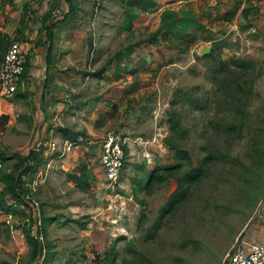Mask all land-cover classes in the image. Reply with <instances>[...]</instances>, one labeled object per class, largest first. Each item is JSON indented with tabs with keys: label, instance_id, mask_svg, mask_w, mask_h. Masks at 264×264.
Returning <instances> with one entry per match:
<instances>
[{
	"label": "rangeland",
	"instance_id": "obj_1",
	"mask_svg": "<svg viewBox=\"0 0 264 264\" xmlns=\"http://www.w3.org/2000/svg\"><path fill=\"white\" fill-rule=\"evenodd\" d=\"M78 5L83 9L78 11V21L86 33L90 28L97 30L87 9L101 8L95 20L103 23L102 28L104 22L111 21L107 16L108 0H78ZM121 15V10L116 11V31L120 23L117 17ZM151 32L138 33V40ZM177 43L164 41V53L154 56L151 67L148 64L140 87L127 88L132 97L108 105L121 120L109 131L128 136L133 145V158L129 160L125 155L113 186L106 181L108 185H103V175L99 181L89 176L83 163L68 176H58V168L50 166L45 178L38 172L28 184L30 196L38 205L42 203L47 213L60 216V222L52 223L49 229L48 238L57 251L49 264H107L106 258L112 254L115 264H224L251 223L264 197V35L212 43L211 57L184 42L186 47L177 45L174 49ZM123 44L110 53L100 49L90 56L86 49L88 39H84L77 63L93 73L108 61L118 62L124 49L133 48L136 40ZM146 58L150 60L149 56ZM219 61L228 68L216 72ZM233 61H241L247 68L238 67ZM96 78L88 75L93 84L89 90L92 96L98 95ZM172 117L184 132L169 129ZM19 122L0 130V147L8 154L37 149L46 136L42 134L35 144L39 122L33 129L24 120ZM232 124L242 126L241 137L228 132ZM47 139L46 151H62L63 144L58 139L53 140L54 148L50 137ZM167 143L187 151L190 160L175 159ZM90 153L95 155V149ZM209 156L212 159L206 162L201 179L191 186L188 198L151 234L160 209L177 189L179 177ZM175 162L183 164L179 171L153 184L150 191L144 188L154 167ZM42 177L44 181L39 183L37 179ZM25 221L24 215L0 220V264H40L42 257L30 260L22 230Z\"/></svg>",
	"mask_w": 264,
	"mask_h": 264
},
{
	"label": "crops",
	"instance_id": "obj_2",
	"mask_svg": "<svg viewBox=\"0 0 264 264\" xmlns=\"http://www.w3.org/2000/svg\"><path fill=\"white\" fill-rule=\"evenodd\" d=\"M52 1L13 0L10 4H0V34L18 40L26 57L29 56L26 79L17 88V92L26 94V97H16L17 92L0 94V115L8 117L4 127L24 120L33 129L36 123L40 125L44 120L41 131L51 141L58 139L61 144L67 141L58 130L60 127L85 131L86 136L68 150L49 153L46 148L45 163L38 167L32 182L38 172H42L45 178L50 166L58 168V176H68L83 163L84 172L98 181L103 175L101 181L108 185L99 160V144L105 132L121 123L108 105L123 103L132 97L127 88L140 87L143 73L152 66L154 56L160 57L164 53V41L177 40L179 43L174 49L177 45L182 48V42L188 43L191 49L201 52L209 43L211 49V44L218 41L225 44L245 35H264V0H108L107 16L111 21L104 22L103 28V23L95 20L101 8L87 9L93 15L91 24L97 27V30L90 28L89 33L78 21L81 19L77 17L78 11L83 10L77 6L78 0L69 3L71 9L67 4L71 13L67 11L66 16L58 20L47 13ZM118 10L122 15L117 17L120 23L116 31L113 23ZM145 30L152 31L149 36L158 31L154 42H139L149 37L138 40V33ZM175 35L177 39H173ZM84 39H88L86 49L90 56L100 49L110 53L121 43L126 45L136 40L133 48H125L118 62L108 64L102 77L96 78V96L89 93L93 84L88 81V76L79 78L85 71L77 63L84 49ZM120 132L124 134L123 130ZM122 137L126 139L124 150L129 148L125 155L132 160L131 139L126 135ZM93 148L95 155L90 153ZM37 180L39 183L44 181L43 177ZM3 218L6 217H0V220Z\"/></svg>",
	"mask_w": 264,
	"mask_h": 264
},
{
	"label": "trees",
	"instance_id": "obj_3",
	"mask_svg": "<svg viewBox=\"0 0 264 264\" xmlns=\"http://www.w3.org/2000/svg\"><path fill=\"white\" fill-rule=\"evenodd\" d=\"M60 1L61 0L52 1L49 8L47 9L49 17L52 10L59 4ZM65 1L69 5V3L71 4L72 0ZM11 2H13V0H0L1 5L10 4ZM69 7L71 9V5H69ZM70 9L68 10V13H71ZM157 33L158 31L152 33L149 37L139 42H154L156 40ZM11 42L12 39L7 34H0V61L3 59L6 49ZM213 54L214 49L211 48L210 51L204 56L211 57ZM108 63L109 61L93 73L83 71L82 74L84 76L92 74L93 76L101 78L102 73ZM219 64L220 67L216 72H222L228 68L227 64L223 61H219ZM233 64L238 67H243V69L247 68V65L245 63H241V61H233ZM28 69L29 62L26 57L24 70L20 76V84L18 85V88L21 85V82L25 81ZM17 91L18 90H16V92ZM15 96L26 97V94L17 92ZM7 120V115H0V128L4 127V125L7 123ZM169 129L174 132H179L181 130L179 122L173 117L169 120ZM58 130L62 133L66 140L74 144L78 143L82 137H85L84 131H75L69 127H60ZM227 130L236 138L242 136V126L239 124H232ZM182 132H184V130L180 131V133ZM47 140L48 139L46 136L43 137L38 143L37 149L30 148L29 151L24 155L20 152H12L11 154H8L6 150L0 148V165L4 166L0 168V184L3 185V188L0 192V211L5 212L9 216L24 215V217H26V221L23 223L22 230L25 240L29 246L30 260L37 261L42 257L40 264H49V262L54 259V255L57 251L53 249L48 235L51 224L60 222V216L50 215L47 213L43 208L42 203L40 206H38V210L34 212V208L32 207L30 200L27 198V196L30 197L31 195L28 184L32 182L38 167L45 163L44 152L47 147L45 146L44 141ZM167 145L173 151V156L175 159L179 161L190 160L187 151L178 148L173 143H167ZM211 159V156L204 158L203 162L199 166L190 168L179 177L177 189L170 195L166 204L160 209L159 215L152 225V232H150L151 234H154V232L161 227L162 221L166 216L171 214L181 202L188 198L191 186L201 179L205 171V164ZM182 167L183 164L181 162H175L163 167H154L146 179L144 188L150 191L153 184L162 182L170 174L175 171H179ZM162 171L164 174L161 173ZM66 220L69 219H65V221ZM74 220L79 222L78 219ZM36 221H39V224L36 225V232L42 236L41 240L36 239L34 235L31 234L32 226ZM106 261L107 264H115V255L112 254L111 256H107Z\"/></svg>",
	"mask_w": 264,
	"mask_h": 264
},
{
	"label": "built area",
	"instance_id": "obj_4",
	"mask_svg": "<svg viewBox=\"0 0 264 264\" xmlns=\"http://www.w3.org/2000/svg\"><path fill=\"white\" fill-rule=\"evenodd\" d=\"M46 8V7H45ZM68 11V5L65 0L52 10L51 17L61 19ZM26 62V51L18 40H12L6 49L3 59L0 61V94L12 95L16 92L20 84V76L24 70ZM22 83V82H21ZM126 139L120 137L112 131H108L101 139L99 144V160L105 171V179L110 186H113L120 175L121 168L124 164L125 151L124 145ZM55 142L51 141L52 148ZM73 145L70 141H64L63 150H68ZM3 185L0 184V192ZM32 192V190H31ZM32 207L37 211L38 201L31 196H27ZM0 217H12L5 212L0 211ZM36 221L34 228L32 226L31 234L38 240L42 239L36 232ZM264 197L260 201L251 223L239 236L231 253L224 264H264Z\"/></svg>",
	"mask_w": 264,
	"mask_h": 264
},
{
	"label": "water",
	"instance_id": "obj_5",
	"mask_svg": "<svg viewBox=\"0 0 264 264\" xmlns=\"http://www.w3.org/2000/svg\"><path fill=\"white\" fill-rule=\"evenodd\" d=\"M208 52H209V47H208L207 45H205V46L202 48L201 53H202L203 55H205V54H207ZM43 123H44V120H42L41 123H40V125H39V128H38V139H37V141H36L35 144H37V143L39 142V140H40V138H41V136H42V131H41V129H42V125H43Z\"/></svg>",
	"mask_w": 264,
	"mask_h": 264
}]
</instances>
